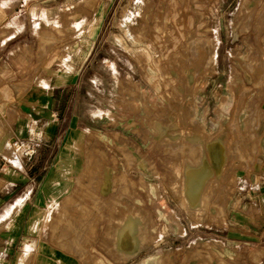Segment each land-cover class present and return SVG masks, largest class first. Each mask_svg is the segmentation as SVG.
I'll return each mask as SVG.
<instances>
[{
	"label": "rangeland",
	"instance_id": "374dc122",
	"mask_svg": "<svg viewBox=\"0 0 264 264\" xmlns=\"http://www.w3.org/2000/svg\"><path fill=\"white\" fill-rule=\"evenodd\" d=\"M1 2L0 138L19 159L0 151L2 191L12 172L18 192L37 191L49 169L33 163L67 146L81 166L57 169L66 184L48 208L70 211L76 223L58 229L74 250L126 264H261L264 0ZM204 160L215 173L190 206L184 174ZM125 215L136 252L116 247Z\"/></svg>",
	"mask_w": 264,
	"mask_h": 264
},
{
	"label": "crops",
	"instance_id": "0c3cea01",
	"mask_svg": "<svg viewBox=\"0 0 264 264\" xmlns=\"http://www.w3.org/2000/svg\"><path fill=\"white\" fill-rule=\"evenodd\" d=\"M9 6L11 5L0 3V7L3 9ZM7 135L8 133L5 132L4 138H0V151L13 162L19 163L14 149L6 142ZM60 149L53 164L49 165L45 160L35 161L33 163L35 168L40 169L46 167L49 169L43 176L37 191L18 192L17 185L20 180H18L15 172H12L9 178L10 188L3 191L0 188V264L128 263L129 258L124 259L121 256L114 258L109 255H96V253L91 251L88 253L74 250L76 246L72 244L71 240H68L71 239L69 235H62L59 230L61 229L63 233H66L68 231V224L76 223V221L69 218L68 212L70 211L63 210L61 213H58L54 208L51 210L48 208V202L56 199L60 193L59 190L66 184L65 177L57 175V169L75 173L81 166V159L79 157H71L67 146H63ZM13 156L16 160L12 158ZM26 182L27 180L24 181V184ZM30 188H33V186L28 184L25 189L30 190ZM24 193L25 196H23ZM18 198L21 199V202L25 201V203L20 204V202H17L15 204ZM6 201H12L9 203V207H1ZM11 205L13 206L10 208ZM7 210L9 211L6 214ZM50 214L52 216H62L56 225L49 223L48 218ZM3 216L5 217L3 218ZM140 217L138 215V218ZM127 220L125 215L121 224L115 229L114 239L115 243H118L116 247L119 250L133 249V252H136L139 247L138 241H140L138 234H131L130 230H128L125 235L118 238V232ZM261 264H264V259L261 261Z\"/></svg>",
	"mask_w": 264,
	"mask_h": 264
},
{
	"label": "bare ground",
	"instance_id": "6f19581e",
	"mask_svg": "<svg viewBox=\"0 0 264 264\" xmlns=\"http://www.w3.org/2000/svg\"><path fill=\"white\" fill-rule=\"evenodd\" d=\"M215 42H209L208 43V49L210 51V56H212V63L215 61V55H216V51H215ZM208 52V51H207ZM211 60V59H210ZM257 66V65H256ZM250 68V67H249ZM260 68V67H259ZM264 69V68H263ZM264 72V71H263ZM262 76V75H261ZM263 80V79H262ZM261 82V81H260ZM258 84V83H257ZM246 93V92H245ZM241 104V103H240ZM236 127V126H235ZM235 131V128H234ZM15 147V146H14ZM227 148V147H226ZM211 151H212V160L213 162H215L214 168H216L217 170H219V168H221V161L224 160V156L222 155V151L221 149H217V146H212L211 147ZM12 154V153H11ZM198 154V153H197ZM12 156V155H11ZM15 156V155H14ZM14 156L12 158H14ZM15 159V158H14ZM227 159V157H226ZM16 160V159H15ZM227 164V161H225ZM194 163V162H193ZM212 163V161H211ZM210 163V160H204L201 163L200 169L197 171H187L185 175V189H186V195L190 198V206H195L197 204V202H199V200L201 199V196H203L202 191L205 187L206 181L208 179H210L212 177V175L215 173L214 169H213V165ZM224 163V161H223ZM225 164V165H226ZM223 166V165H222ZM188 168V167H186ZM195 168V167H194ZM198 167H196L197 169ZM187 170V169H186ZM220 171V170H219ZM183 176V175H182ZM209 181V180H208ZM207 181V182H208ZM189 206V205H188ZM201 210V209H200ZM198 212V211H197ZM133 221L135 222V219H133ZM137 221V220H136ZM136 223V222H135ZM139 222H137L136 224H138ZM123 225V224H122ZM133 226H135L131 220V218L128 219V221L123 225V227L119 230L118 232V238H121L123 235L126 234V232L128 230H130L131 234L133 233ZM136 228V227H135ZM135 231V230H134ZM135 235V234H134ZM132 236V235H131ZM130 236V237H131ZM118 240V239H116ZM118 242V241H117ZM118 245V243H116Z\"/></svg>",
	"mask_w": 264,
	"mask_h": 264
}]
</instances>
